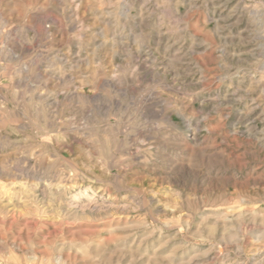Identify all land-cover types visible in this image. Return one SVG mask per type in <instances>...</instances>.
Masks as SVG:
<instances>
[{"label":"rangeland","instance_id":"1","mask_svg":"<svg viewBox=\"0 0 264 264\" xmlns=\"http://www.w3.org/2000/svg\"><path fill=\"white\" fill-rule=\"evenodd\" d=\"M0 264H264V0H0Z\"/></svg>","mask_w":264,"mask_h":264}]
</instances>
